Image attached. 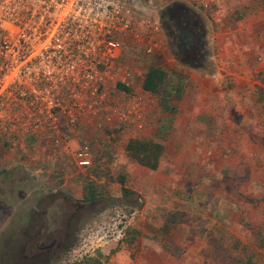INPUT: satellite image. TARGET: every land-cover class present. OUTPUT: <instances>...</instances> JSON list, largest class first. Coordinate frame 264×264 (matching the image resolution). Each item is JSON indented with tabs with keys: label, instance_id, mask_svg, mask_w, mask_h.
I'll return each mask as SVG.
<instances>
[{
	"label": "rangeland",
	"instance_id": "rangeland-1",
	"mask_svg": "<svg viewBox=\"0 0 264 264\" xmlns=\"http://www.w3.org/2000/svg\"><path fill=\"white\" fill-rule=\"evenodd\" d=\"M14 1L23 12L26 0ZM174 6L204 29L194 63L173 55ZM127 11L118 62L130 89L112 80L104 91L128 118L81 129L90 167L73 160L81 145L0 136V264H15L23 244L28 252V235L50 232L61 244L42 255L48 264H264V0H133ZM158 56L188 76L174 115L141 88ZM131 137L164 145L156 169L126 156Z\"/></svg>",
	"mask_w": 264,
	"mask_h": 264
},
{
	"label": "built area",
	"instance_id": "built-area-1",
	"mask_svg": "<svg viewBox=\"0 0 264 264\" xmlns=\"http://www.w3.org/2000/svg\"><path fill=\"white\" fill-rule=\"evenodd\" d=\"M132 1L26 0L19 12L14 0H0V136L81 145L75 164L92 165L89 143L76 139L81 129L128 118L111 108L104 90L112 80L130 82L118 62V36L132 34ZM136 106L129 112L137 114Z\"/></svg>",
	"mask_w": 264,
	"mask_h": 264
},
{
	"label": "trees",
	"instance_id": "trees-1",
	"mask_svg": "<svg viewBox=\"0 0 264 264\" xmlns=\"http://www.w3.org/2000/svg\"><path fill=\"white\" fill-rule=\"evenodd\" d=\"M175 13L174 15L169 13L166 17L171 30H173L174 46H176L173 55L176 58H180L179 53H183L184 49H189L192 45H195L196 50L202 55L204 52L203 27L185 8L181 7ZM160 18L162 22L164 16L161 15ZM187 84L188 76L181 70L166 68L158 63H151L146 67L143 74L141 88L143 91L157 96L161 110L175 113L177 102L183 98ZM117 88L125 92L130 89L122 83H117ZM163 148V145L158 142L131 137L127 140L124 150L126 156L154 170L157 168ZM119 182L124 184V179H120ZM88 187L84 191L85 198H96L93 184ZM130 193L131 191L126 189V187H122V195L126 196ZM162 228L164 232H168L171 227L164 223Z\"/></svg>",
	"mask_w": 264,
	"mask_h": 264
},
{
	"label": "flooded vegetation",
	"instance_id": "flooded-vegetation-1",
	"mask_svg": "<svg viewBox=\"0 0 264 264\" xmlns=\"http://www.w3.org/2000/svg\"><path fill=\"white\" fill-rule=\"evenodd\" d=\"M180 8H181L180 6H174V9L170 10V14L172 15L176 14L175 12ZM193 46L194 48L192 49ZM192 47L189 49H184L183 51L184 56L182 58L180 57V60L182 62L194 63V61H196L197 58L200 56V53L196 50L195 45H192ZM28 238H29V241H28L29 243L27 245L28 252L26 253L24 244H23V247L21 246L17 248L16 255L19 253L20 259H18L15 262V264H48L50 263L51 259L46 258L45 260H43L42 255H45V256L49 255L50 251H52L55 247H56L55 249H58L61 244V243H57V237H55L53 232L46 233L44 235V238L40 236L33 237L31 234L28 235ZM55 251L53 250V253H55Z\"/></svg>",
	"mask_w": 264,
	"mask_h": 264
},
{
	"label": "crops",
	"instance_id": "crops-1",
	"mask_svg": "<svg viewBox=\"0 0 264 264\" xmlns=\"http://www.w3.org/2000/svg\"><path fill=\"white\" fill-rule=\"evenodd\" d=\"M127 36V38H129L128 37V35H126ZM161 59V57L160 56H158V57H156V59H154L151 63H158V64H160L161 66H163V67H166L165 65H164V62H163V60L161 61L160 60ZM175 59L177 60L178 58H176L175 57ZM150 63V64H151ZM170 67V66H169ZM187 92V91H186ZM178 103V102H177ZM177 108H178V104H177ZM177 111V110H176ZM176 113V112H175ZM175 113H171L172 115H174ZM158 143H160V142H158ZM160 144H162V143H160ZM163 147H164V145H163ZM164 149H165V147L163 148V151H164ZM163 154V153H162ZM162 156V155H161ZM149 169V168H148ZM152 170V169H151Z\"/></svg>",
	"mask_w": 264,
	"mask_h": 264
}]
</instances>
